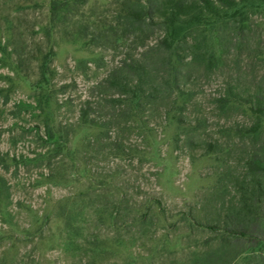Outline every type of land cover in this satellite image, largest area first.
I'll use <instances>...</instances> for the list:
<instances>
[{
    "label": "rangeland",
    "instance_id": "374dc122",
    "mask_svg": "<svg viewBox=\"0 0 264 264\" xmlns=\"http://www.w3.org/2000/svg\"><path fill=\"white\" fill-rule=\"evenodd\" d=\"M50 1L0 0V264H190L216 241L207 248L214 234L186 216L211 217L238 197L250 149L219 129L250 120L237 110L221 114L212 99L229 78L260 79L254 55L264 43V0L248 10L242 48L226 37L219 68L205 70L180 52L184 96L176 106L160 54L141 55L154 45L155 27L137 34L149 35L140 46L135 35L119 38L121 27L102 26H115L122 0H56L52 13ZM126 56L142 57L162 83L128 116L100 100L110 97L103 79ZM87 100L96 122L81 125ZM48 128L58 142L46 138Z\"/></svg>",
    "mask_w": 264,
    "mask_h": 264
},
{
    "label": "trees",
    "instance_id": "16d2710c",
    "mask_svg": "<svg viewBox=\"0 0 264 264\" xmlns=\"http://www.w3.org/2000/svg\"><path fill=\"white\" fill-rule=\"evenodd\" d=\"M259 2L260 0H122L116 3L113 19L115 26L105 22L102 26L114 29L115 32L121 27L119 38L125 34L135 35L140 46H145L144 39L149 37H138L137 34L143 28L151 26L159 31L154 45L148 46L141 55L143 57L150 52L160 54L161 60H156V63L166 70V78L162 82L170 87L167 89L170 94L175 92L172 104L176 106L175 103L184 96V91L178 87L180 52L187 50L190 61L201 64L205 70L219 68L225 58L223 43L226 37H234L235 46L242 48L246 42L244 35L248 10ZM58 3L56 0L50 1L51 13L57 9ZM93 25L95 28L99 27L98 23ZM87 29L85 27L83 35L88 34ZM107 39L109 38L104 34L105 45L108 43ZM255 50L254 56H258L256 58L262 62L260 79L248 85L229 78L221 93L212 99L215 109L221 114L237 110L250 120L247 123L234 121L219 129V132L241 141L250 150L242 161L243 178L235 187L238 194L236 200L230 199L226 204L221 201L211 217L198 218L192 214L186 216L190 227L195 226L214 234L203 242L207 248L216 241L215 248L194 253L190 264H234L237 260L242 261V264H264V156L261 149L264 142L259 140L264 135V43L257 44ZM48 54L43 58L44 63L48 61ZM142 57L126 56L102 81L106 89L110 90V97H102L100 100L111 102V107L123 105V113L127 116L132 114L131 108L145 103L144 99L151 97L156 86L162 84L155 83L157 76L151 78L149 63ZM41 76H45V73L41 72ZM91 111L92 107L87 100L79 111L81 125L95 124V119L90 117ZM45 134L48 140L58 142L60 139L59 133L52 128H48ZM116 212L117 207H114L107 213L106 220L110 226L115 224ZM143 217L141 215L139 220ZM137 221L138 219L133 218L130 222Z\"/></svg>",
    "mask_w": 264,
    "mask_h": 264
}]
</instances>
